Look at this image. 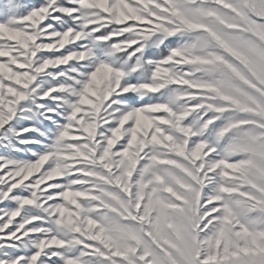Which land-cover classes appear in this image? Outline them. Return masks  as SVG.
Segmentation results:
<instances>
[{
    "label": "snow or ice",
    "instance_id": "snow-or-ice-1",
    "mask_svg": "<svg viewBox=\"0 0 264 264\" xmlns=\"http://www.w3.org/2000/svg\"><path fill=\"white\" fill-rule=\"evenodd\" d=\"M0 264H264V0H0Z\"/></svg>",
    "mask_w": 264,
    "mask_h": 264
}]
</instances>
